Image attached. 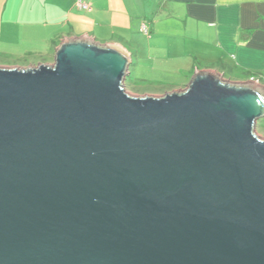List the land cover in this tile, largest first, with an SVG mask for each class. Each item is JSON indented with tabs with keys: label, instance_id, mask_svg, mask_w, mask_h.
<instances>
[{
	"label": "water",
	"instance_id": "water-1",
	"mask_svg": "<svg viewBox=\"0 0 264 264\" xmlns=\"http://www.w3.org/2000/svg\"><path fill=\"white\" fill-rule=\"evenodd\" d=\"M118 46L0 66V264H264V87L125 91Z\"/></svg>",
	"mask_w": 264,
	"mask_h": 264
},
{
	"label": "crops",
	"instance_id": "crops-1",
	"mask_svg": "<svg viewBox=\"0 0 264 264\" xmlns=\"http://www.w3.org/2000/svg\"><path fill=\"white\" fill-rule=\"evenodd\" d=\"M84 1L87 10L75 0H0V66L52 63L63 36L86 35L135 56L149 78L185 77L184 86L194 70H211L264 87V0ZM25 56L30 63L2 61Z\"/></svg>",
	"mask_w": 264,
	"mask_h": 264
},
{
	"label": "rangeland",
	"instance_id": "rangeland-1",
	"mask_svg": "<svg viewBox=\"0 0 264 264\" xmlns=\"http://www.w3.org/2000/svg\"><path fill=\"white\" fill-rule=\"evenodd\" d=\"M32 58H34V61L36 62L47 59V58L42 59V56L32 57ZM2 59L3 62H7V63L8 62L16 63V64L30 63V56L15 57L13 59L6 57ZM139 63H140L139 60H137V58L134 56L129 66V72L131 71V74L129 73L125 78V91L130 95L141 96L144 94H148L153 96H161L166 91L185 88L186 85L182 86L186 82L185 77H180L176 75H169V76L165 75V78L162 79H158L155 77L149 78L139 73L140 72L139 69L143 68V66L138 65ZM144 64L146 65V62H144ZM176 87H181V88H176ZM255 132L258 136L264 138V116L257 119V122L255 124Z\"/></svg>",
	"mask_w": 264,
	"mask_h": 264
},
{
	"label": "built area",
	"instance_id": "built-area-1",
	"mask_svg": "<svg viewBox=\"0 0 264 264\" xmlns=\"http://www.w3.org/2000/svg\"><path fill=\"white\" fill-rule=\"evenodd\" d=\"M75 5H76L78 8H80V9H84V10H87V9L90 8L89 4H88L86 1H84V0H75ZM141 29H142V31H144V32L147 31L145 24L142 25ZM250 80L259 83V80H258V79H255V78H253V77H251Z\"/></svg>",
	"mask_w": 264,
	"mask_h": 264
}]
</instances>
